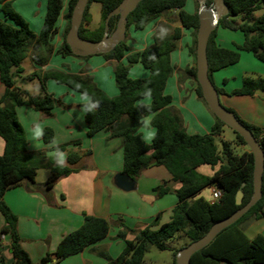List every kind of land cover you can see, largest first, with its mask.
<instances>
[{"label":"trees","instance_id":"trees-1","mask_svg":"<svg viewBox=\"0 0 264 264\" xmlns=\"http://www.w3.org/2000/svg\"><path fill=\"white\" fill-rule=\"evenodd\" d=\"M122 1L89 0L80 28L81 38L93 42L100 41L104 35L108 15ZM195 1L199 6L198 0ZM76 2L77 0H69L65 4L63 0H47L43 27L40 33L36 34L11 8L8 0H0L1 12L4 15V20L0 19V83L5 87L4 95L0 99V137L5 142L3 155L0 156V214L5 222L0 231V242L3 236L9 238L13 264H33L21 246L18 219L5 203L4 195L22 181L34 182L37 172L41 169L51 171V178L45 184L47 189H51L58 179L77 172L73 166L80 160L78 152H70L66 147H59L58 152L67 154L66 164L62 166L55 163L54 158L47 157L45 152H29L27 136L16 113L17 107L27 106L45 117L52 116L57 100L47 91L46 83L53 80L89 99L88 103L83 105L89 137L105 131L112 138L123 139L124 174L136 181L142 171L151 166L162 165L171 174V181L159 186L157 193L163 195L171 191V183L181 185L175 191L178 202L169 223L158 229L149 227L137 231L132 241L125 239L124 232L119 233L118 236L124 239L126 244L117 259H112L106 251L99 254L107 264H144L145 255L150 248L154 247L159 251L171 250L168 243L184 237L188 243L179 249L171 250L172 264H176V254L179 250L201 239L215 223L228 218L250 201L254 192V156L249 149L239 155L235 153L234 147L248 146L234 131L236 140L232 142L222 139V148H219L217 139L221 138L226 125L213 113L215 124L210 133L189 134L183 125L181 115L173 107V98L165 92L174 72L172 55L182 38V28L193 32L194 45L191 52L196 56L198 10L195 13L184 10L189 0H143L129 15L128 31L131 27L135 30H145L151 23L173 15L175 11L178 24L182 28L176 27L166 36H155L152 46L132 54H128L127 35L124 42L111 52L103 54L107 61L115 63L114 77L119 91L116 97H110L100 90L92 76L59 70L33 72L29 78L33 80L36 78L40 82V91L36 95L17 87V79L24 73L22 64L29 57L31 50L34 51L33 60L37 65L46 60L42 56L43 51L48 56L53 53L52 42L57 34L63 11H66L64 19L68 22L67 35ZM93 2L101 5L102 25L95 31H90L85 25L91 21L89 6ZM225 2L230 13L219 21L208 45L209 77L212 82V74L215 71L239 62L240 52L251 53L264 64V13L255 20L251 19L255 11L264 10V0ZM206 4L212 6L213 0H207ZM238 17L241 19L240 23L232 19ZM118 20L119 16L110 18L109 33L116 29ZM219 28L242 32L244 43L236 46L235 50L218 47L216 36ZM66 35L58 53L76 56L66 43ZM134 64L142 65L149 71V76L145 79L131 78L130 68ZM186 76L195 80L197 95L208 107L197 81L196 66L180 72L181 78ZM217 91L219 94L222 93L219 89ZM257 91L264 93V78H244L241 89L232 92L231 95L254 96ZM90 106H94L92 111H88ZM235 115L251 130L264 152V131L247 124L237 114ZM147 117H152L150 125L155 130L151 144H148L140 133ZM53 138L52 129L45 128L42 133L44 143H51ZM202 166L218 167V170L212 176H207L199 172ZM208 188L219 189L222 197L217 201H207L199 197V194ZM239 191L244 193L242 206L236 204ZM252 216L264 219V173L262 198L258 203L235 224L218 234L206 248L195 253L191 264H264V236L258 235L251 239L241 228V225ZM109 230L110 223L107 220L86 216L83 225L67 235L59 244L57 251L46 255L39 264H58L99 243L107 237ZM1 262L6 264L4 259H1Z\"/></svg>","mask_w":264,"mask_h":264},{"label":"crops","instance_id":"crops-1","mask_svg":"<svg viewBox=\"0 0 264 264\" xmlns=\"http://www.w3.org/2000/svg\"><path fill=\"white\" fill-rule=\"evenodd\" d=\"M68 1L65 0V4ZM189 1L194 7L195 0ZM46 12L47 0L44 18L37 24L36 34H39L43 27ZM175 13L176 11L174 15ZM192 13L195 11L193 10ZM65 14L66 11H63L57 34L52 42L54 53L60 49L66 35L68 22L64 19ZM160 22H162V18L151 23L145 30H142L140 35H136L135 39L128 38V54L142 52L152 46V38L157 36L156 31L161 28ZM91 23L92 18L89 25H85L87 30L95 31L100 27L99 24L92 26ZM164 27L166 28V26L162 28ZM176 27L182 28L179 24ZM130 30L133 35L139 32L133 27ZM159 33V36H163V33L168 34L166 31L161 33V30ZM182 33L178 48L172 55L174 72L167 83L165 92L173 98V107L181 115L183 125L189 134H208L215 124L213 114L198 97L195 80L190 76L180 77V72L191 70L196 66V56H193L191 52V47L194 45L193 32L182 28ZM241 39L238 44L230 45L224 38L217 35L216 44L220 48L235 50L236 46H241L244 43L245 38ZM184 41L187 42L188 50L180 52L179 43ZM184 54L186 56L183 58ZM54 56L50 64L45 65V71H62L54 68L58 67V65L52 64ZM27 59L31 60L32 66L34 69L36 68L35 71L38 68H43L35 64L33 50ZM111 62L113 61L106 60L104 64L108 66ZM124 62L127 63V60L124 59ZM241 62H246L248 66L252 67L251 73L256 75V78H264V64L253 54L240 52L238 63ZM238 63L215 71L212 74L213 83L217 89L222 91L220 100L225 108L235 112L247 124L264 131V96L257 94L254 96L231 95L232 92L241 89L243 84L242 80V83L239 82L232 87L230 85L231 80L235 79L232 73L233 66ZM130 69V77L133 79H145L149 76V71L140 64H134ZM72 74L92 76L91 72L74 71ZM106 74L108 81L105 82L107 84L104 85L100 77L99 79L95 78L94 81H96L97 87L108 96L116 97L119 91L113 82L114 75L111 67L107 69ZM27 77H30V74ZM46 88L57 100L52 116L45 117L27 106L16 108L18 119L27 136L28 151H42L46 154L54 151V154L50 156L52 158L57 153H62L65 159L63 165L66 164L67 154L58 152L59 147H66L70 152H78L80 160L73 166L77 172L58 179L51 189H47L45 184L51 178V171L41 169L37 172L34 182L22 181L9 189L4 195V201L18 219L17 227L21 246L28 253L33 264H39L46 255L54 254L61 241L83 225L86 216L107 220L110 223L109 234L94 246L70 256L58 264H107V261L99 253L106 251L112 259H117L126 244L125 240L118 236L119 233L124 232L125 239L132 241L137 231L149 227L158 229L171 221L173 209L178 202L175 191L181 185L171 183V191L159 195L157 188L164 182L171 181V174L164 166L155 165L141 172L135 181L133 190L124 191L119 188L116 185V177L123 174L124 169L123 139L112 138L105 131L89 137L83 106L88 103L89 99L53 80L47 81ZM4 92L5 87L0 83V99ZM151 119L152 117L145 118L140 129V133L148 144H151L155 134V130L150 125ZM37 125L41 127L42 133L45 128L52 129L54 138L51 143H44L42 135L38 138L32 137L31 130ZM234 141L232 140V142ZM4 148L5 142L0 137V156L3 155ZM239 149L243 152L248 150L245 146H239ZM54 162L57 163L55 159ZM217 170L218 167L202 166L199 168V172L207 176H212ZM4 224V218L0 214V231ZM241 228L251 239L258 235L264 236V219L252 216L241 225ZM1 259H4L6 264H13L10 240L7 236H3L0 242V264H2Z\"/></svg>","mask_w":264,"mask_h":264},{"label":"water","instance_id":"water-1","mask_svg":"<svg viewBox=\"0 0 264 264\" xmlns=\"http://www.w3.org/2000/svg\"><path fill=\"white\" fill-rule=\"evenodd\" d=\"M143 0H123L120 5L112 11L106 21L104 35L100 41L93 42L83 39L80 36V28L83 24L85 11L89 0H77L71 20L70 28L66 35V43L72 53L79 57H89L111 52L127 38L128 17ZM199 28L197 31L196 46V76L201 87L203 97L211 112L232 131L239 134L247 144L254 156V192L250 201L242 206L244 193L239 191L236 196V204L242 206L226 219L215 223L210 230L199 240L190 243L179 250L176 254V264H191L195 253L206 248L224 229L235 224L262 198V185L264 173V152L251 130L243 125L236 115L225 108L220 100V94L209 77L208 45L212 33L218 27L219 21L229 15L230 10L225 0H213L212 6H207V0H198ZM112 16H119L116 29L109 33V20ZM257 95L264 96V93L257 91ZM54 151L46 155L50 157ZM116 185L124 191H131L135 188V181L127 174H120L116 177ZM245 185V184H244Z\"/></svg>","mask_w":264,"mask_h":264},{"label":"rangeland","instance_id":"rangeland-1","mask_svg":"<svg viewBox=\"0 0 264 264\" xmlns=\"http://www.w3.org/2000/svg\"><path fill=\"white\" fill-rule=\"evenodd\" d=\"M8 1L11 4V8L24 19V21L28 24L30 30L35 33V30L37 28V24L39 23V21L42 20V18H44V13L46 11V0L44 2H43V0H8ZM63 1H65V0H63ZM198 9H199V6L196 4V1H195L194 7L192 5V2L189 1L184 10L188 13H192L193 10L196 12ZM89 13H90V16L92 18V23H91L92 26H97L98 24H99V26H101L102 25L101 5L96 3V2L91 3L89 6ZM263 13H264V10L259 9L252 14L251 19L255 20L258 17H260ZM175 15L173 14L171 16L162 18V22H160L161 28L158 27L160 29H158L156 31L157 36H159V34H160L159 32L161 29H164L168 34H171L173 32V29L176 28V26L178 25L177 17ZM0 19L4 20V15L1 12V6H0ZM232 19L236 20V23L241 22L240 17L232 18ZM170 24H172L174 27L171 26ZM88 25H89V23H88ZM163 26H166V28L165 27L162 28ZM137 31H139L138 32L139 34L136 33L134 35L132 34L131 30L128 31V34H127L128 38L129 39L130 38L135 39L136 35H140L142 33L141 30H137ZM134 33H135V31H134ZM161 33H162V31H161ZM164 35H165V33H163V36ZM217 35H219L221 38H224L225 41L227 43H229L230 45H232L233 43L238 44L239 42H241V40H242L241 38H244L243 33H241L240 31H238V30L233 31L230 29L227 30L224 28H219L217 30ZM154 38H152L153 43H154ZM186 45H187L186 41L179 43L180 52L188 50V46H186ZM184 53H186V52H184ZM54 54H55V56H54ZM42 56L46 60L42 64H38L39 67H43L42 69L38 68L36 70L38 72L39 71L46 72L44 70L45 65L50 64V62L52 61V58L54 56L55 58H54L52 64L54 66L58 65V67H54V68H58V69L62 70L63 72H66V73L72 74V72H74V71H79L81 73L91 72V75L94 78L93 80H95V78L99 79V77H100V79L102 80V83L104 85L107 84V82H105V81H108V78L106 77V75H107L106 71H107V69H109V67L112 68L113 75H114L115 63L111 62L108 66H106L104 64V61H106V58L104 57L103 54L95 55V56H89V57H77V56H71V55H61L60 53H58V51H57V53H54V50H53V53L50 56L46 55L45 51H43ZM185 56H186V54L183 55V58ZM193 56H194V54H193ZM100 66H102V67H100ZM23 69H24V73L22 74V76L20 78L17 79V81L19 79L20 80L16 83V86L19 87L20 89H26L32 95L37 94V92L39 93V91H40L39 80L36 78L33 80V79H30L29 77H27L28 74H30V76H31L36 69V68L34 69V67L32 66L30 59H26V61L23 63ZM94 70H95V72H94ZM251 70H252V67L248 66L246 62H241L240 64L238 63L237 65L233 66V70H232L233 72L232 73H233L235 79L231 80V84H230L231 87L236 85L239 82L242 83V80L244 78H256V75H253V73H251L252 72ZM130 71H131V69H130ZM183 72H185V71H183ZM94 82H96V81H94ZM113 82L116 86L114 76H113ZM106 86H108V85H106ZM212 117L214 118L213 115H212ZM201 119H203V118L201 117ZM214 120H215V118H214ZM222 139H224L226 141H232V140H236V136H235L234 132L229 127L225 126L224 132H223L221 138L217 139V143H218L220 149L222 148V145H221ZM246 149H249V148L246 147ZM234 150H235V153L237 155H239L243 152L242 150L239 149V147H234ZM199 197L205 198L207 201H212V188L205 189L201 194H199ZM186 243H188V240L184 237H181L180 239H178L176 241L169 242L168 246L171 248V250H176V249L181 248ZM171 250L159 251L154 247L150 248L149 251L145 255L144 264H172L173 263V253Z\"/></svg>","mask_w":264,"mask_h":264},{"label":"clouds","instance_id":"clouds-1","mask_svg":"<svg viewBox=\"0 0 264 264\" xmlns=\"http://www.w3.org/2000/svg\"><path fill=\"white\" fill-rule=\"evenodd\" d=\"M161 31L163 33L165 30L161 29ZM92 107H94V106L88 107V111H92ZM31 131H32V137L33 138H38L42 135V129L39 125H37L35 128H33ZM54 159L56 160V162L60 166H62L65 162L64 155L62 153H57L56 156L54 157Z\"/></svg>","mask_w":264,"mask_h":264},{"label":"built area","instance_id":"built-area-1","mask_svg":"<svg viewBox=\"0 0 264 264\" xmlns=\"http://www.w3.org/2000/svg\"><path fill=\"white\" fill-rule=\"evenodd\" d=\"M222 197L221 191L219 189H212V201H217Z\"/></svg>","mask_w":264,"mask_h":264}]
</instances>
